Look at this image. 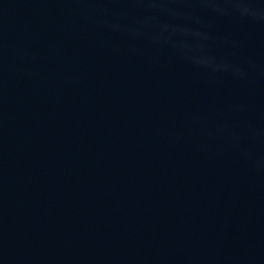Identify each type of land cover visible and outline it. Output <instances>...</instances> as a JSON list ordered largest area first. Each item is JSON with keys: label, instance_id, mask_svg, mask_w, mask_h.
Here are the masks:
<instances>
[{"label": "water", "instance_id": "water-1", "mask_svg": "<svg viewBox=\"0 0 264 264\" xmlns=\"http://www.w3.org/2000/svg\"><path fill=\"white\" fill-rule=\"evenodd\" d=\"M0 264H264V0H0Z\"/></svg>", "mask_w": 264, "mask_h": 264}]
</instances>
